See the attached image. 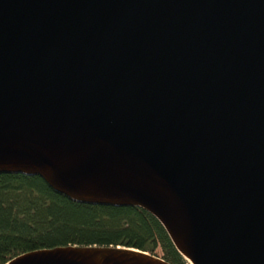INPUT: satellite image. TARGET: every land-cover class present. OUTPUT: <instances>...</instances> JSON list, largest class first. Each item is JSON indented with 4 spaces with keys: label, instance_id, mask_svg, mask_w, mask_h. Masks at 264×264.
<instances>
[{
    "label": "water",
    "instance_id": "obj_1",
    "mask_svg": "<svg viewBox=\"0 0 264 264\" xmlns=\"http://www.w3.org/2000/svg\"><path fill=\"white\" fill-rule=\"evenodd\" d=\"M0 172L140 206L192 264H264V0H0ZM4 264H173L66 244Z\"/></svg>",
    "mask_w": 264,
    "mask_h": 264
},
{
    "label": "trees",
    "instance_id": "obj_2",
    "mask_svg": "<svg viewBox=\"0 0 264 264\" xmlns=\"http://www.w3.org/2000/svg\"><path fill=\"white\" fill-rule=\"evenodd\" d=\"M70 243L131 246L186 263L143 207L75 201L39 175L0 172V264L25 251Z\"/></svg>",
    "mask_w": 264,
    "mask_h": 264
},
{
    "label": "rangeland",
    "instance_id": "obj_3",
    "mask_svg": "<svg viewBox=\"0 0 264 264\" xmlns=\"http://www.w3.org/2000/svg\"><path fill=\"white\" fill-rule=\"evenodd\" d=\"M185 264H192V263L188 259H186V263Z\"/></svg>",
    "mask_w": 264,
    "mask_h": 264
}]
</instances>
